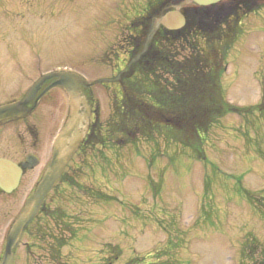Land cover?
Instances as JSON below:
<instances>
[{
	"label": "rangeland",
	"instance_id": "obj_1",
	"mask_svg": "<svg viewBox=\"0 0 264 264\" xmlns=\"http://www.w3.org/2000/svg\"><path fill=\"white\" fill-rule=\"evenodd\" d=\"M159 1L0 0V104L21 100L47 73L71 71L91 88L101 128V143L74 158L45 201L51 215L40 220L43 235L23 241L29 248L14 251L15 264H264V7L239 13L227 32L220 25L227 37L208 49L204 40L165 43L177 72L196 54L201 63L212 60L192 77L204 86L212 76L211 100L225 107L199 138L182 143L160 126L157 134L154 124L134 136L119 132L117 106L125 96L155 107L153 117L178 113L164 107L177 82L165 65L161 75L132 69L120 78L130 69L131 24ZM219 12L207 11L216 26ZM67 111L65 94L54 89L32 115L0 128V157L39 160L16 191L0 194V258Z\"/></svg>",
	"mask_w": 264,
	"mask_h": 264
},
{
	"label": "trees",
	"instance_id": "obj_2",
	"mask_svg": "<svg viewBox=\"0 0 264 264\" xmlns=\"http://www.w3.org/2000/svg\"><path fill=\"white\" fill-rule=\"evenodd\" d=\"M173 1L180 2L182 0ZM260 2L262 3L261 6H263L264 0H260ZM230 5H232L231 8L220 10L218 18V22L220 23H217L218 26L210 22V16H207L205 11L199 8L194 11L191 8L183 9L181 12L186 18L187 28L180 34L181 37L178 41L182 40L191 46L192 44L189 43V40L197 42L201 39L204 40L205 47L208 49L210 45L212 46L213 43L221 40V37H227L222 34V27H220V25L227 28L226 32L231 30L232 28L229 29V26L232 27L238 20L237 16L239 13H242V11L243 13L251 11L260 4L250 0H241L239 2L234 1V3H230ZM204 17L205 19H202ZM231 17H234V21L229 22ZM170 35L172 34L168 32L166 33L167 41H169V39L173 40L174 36ZM143 41L144 40H141L137 43L138 46H136L133 50L131 56L132 58L129 62L130 69L120 74V78L125 79L130 76L131 72H133L132 69H138V67L139 69L142 68L140 60L134 59L136 58L134 53L137 54L140 52L143 46ZM149 44H152V42ZM201 51L203 50L200 49L198 52ZM169 56L172 58L174 55H171V53H168L167 51L165 64L168 72L167 74H172L177 80L176 85L180 84V86H173L172 89L175 94L174 98H169L168 96H171V94H168L165 101L166 105L164 107L167 108L166 112L172 109L178 113L174 114L175 116L170 118H164L158 114L153 117V112H151V110L155 109V107L148 106L147 108L144 104H139L134 97L125 96V99H121V102L117 106V118L120 126V134L124 136H134L136 132L141 131L140 128L144 125L154 124V127L151 126V129L155 130L157 134H160L163 129H167L168 132H175L176 135H178L177 139H180L179 141L182 143H189L193 137L196 136L199 138L198 134H201V132L205 130L206 126L211 123L214 118L225 111V107H223L222 103L220 104L217 101L214 102L211 100L215 99L214 83L212 84L211 81L212 73L210 72L211 77L208 76L209 74L205 75V78H207L204 86L197 83V76L195 77L194 75L192 77V71L194 68L196 69L199 67L203 70L209 67L211 68L210 65L212 60H209V57H204V61L201 63L200 57L203 55L196 54L195 58L192 57V59L183 63L181 68L182 70L177 72L175 71L174 63L172 65V61H170ZM230 112H237V110ZM159 126L162 127V130ZM149 137L150 136L147 138Z\"/></svg>",
	"mask_w": 264,
	"mask_h": 264
},
{
	"label": "water",
	"instance_id": "obj_3",
	"mask_svg": "<svg viewBox=\"0 0 264 264\" xmlns=\"http://www.w3.org/2000/svg\"><path fill=\"white\" fill-rule=\"evenodd\" d=\"M225 0H186L182 5L185 6L188 2L195 5L209 8L211 6L219 5ZM161 24L168 30H180L184 24L185 19L179 13L178 9L175 12L167 13L161 20ZM52 78H57V81L51 86L62 87L70 99V117L57 135L53 147L52 155L49 164L44 170L39 182L30 198L24 203L23 208L15 221L13 222L6 239L4 254L2 256L1 264H12V249L17 247L18 241L22 233L31 221L36 217L41 207L42 201L47 193L53 188L60 178L66 164L69 162L73 152L75 151L77 140L72 138L77 125L76 105L72 102V98L77 95L78 85L83 81L76 75L68 73H54L40 78L33 86L26 92L22 102L5 105L0 107V120L10 118H21L30 113V110L24 108L27 104L32 102L36 97L40 86ZM38 164V160L34 156H27L25 161L19 166L0 159V190L6 194L13 192L19 183V179L23 171L33 169Z\"/></svg>",
	"mask_w": 264,
	"mask_h": 264
},
{
	"label": "flooded vegetation",
	"instance_id": "obj_4",
	"mask_svg": "<svg viewBox=\"0 0 264 264\" xmlns=\"http://www.w3.org/2000/svg\"><path fill=\"white\" fill-rule=\"evenodd\" d=\"M149 6H152L154 8V10H152L154 15L147 20L148 16L150 15V9L149 8H152V7H149V8L146 7L143 10V14L140 17V20L137 21V24H131V28H132V32H133L131 38L133 40H135V39L146 40L147 39V41L152 39V41L150 40V42H152V44L146 45V47H145L146 52L145 53H143L145 51L144 50L142 52V54H140V56L136 55L135 53H134V56H136L137 60L139 58L140 59L142 58L146 61L144 64L147 66V68H146L147 70L149 69V70L153 71V73L158 72L161 75V73L165 72V68H163V66H164L163 61L165 62L166 58L163 56L165 51L163 50L164 51L163 52L162 48L164 47V45L167 41V38H166V30L159 24V16H158L159 13L158 12L161 13L163 11V9H166V7L164 4L163 5H149ZM150 35H152V36H150ZM133 40H131L132 48H129V50H127V52H126L127 53L126 57L128 60H130L132 58L131 57L132 52L135 49V47L138 46V44L134 43ZM128 63L129 62H127V66L129 67ZM53 81L54 80L49 82L47 84V87L49 85H51L53 83ZM41 89L43 90V89H45V87H43ZM57 90L64 93V91L61 89H57ZM65 96H66L67 105H68L69 98L66 94H65ZM73 100L78 104L77 105V115H78L79 120H80L79 126L82 124V127L80 129V133L78 135L81 136V139L79 141L77 150L75 151L74 155L72 156L69 164L67 165V167L65 169L64 174L61 176L57 185L48 194L47 198L52 193H55L58 190L60 184L65 182L66 170L69 168V166L72 163V161L74 160V158L85 147L94 145L96 142L101 143V141H99L95 137L101 132V128H100V125L98 123V114H99L98 104H97V102H94V100L92 99V92H91V88L89 87V85H83V86L81 85L80 88L77 90V95L73 98ZM13 102H18V97L14 98L13 100H10L4 104H0V106L10 104ZM68 116H69V110L67 111V115H66V118L64 119V121L62 123V126L67 121ZM8 122L18 123V119L0 122V128ZM0 144H1V142H0ZM0 158H2V157H0ZM13 162L15 164L20 163V162L18 163L15 161H13ZM0 194H2L1 191H0ZM47 198H46V200H47ZM50 215H51V213L49 211H47L46 205L44 202L38 216L32 221V223L28 226V228L25 230L24 234L22 235V238L19 241L18 248L21 246L25 247L26 249L29 248V244L26 242L23 243V241L25 239H27L30 235L31 236L34 235L35 237H38V239H40L41 235H43V227L42 226L44 225V223L41 224L40 220L42 218L48 217ZM45 226H44V229H45ZM57 228H60L58 224H57ZM48 234H50L49 231H48ZM5 240H6V237H5ZM57 244H60V246H61V245H63V242L62 243L58 242ZM17 249H15V250H17ZM51 249H50V247L48 248L49 254H51ZM53 252L54 251L52 250V253ZM47 257H48V254H47ZM53 258H54L53 255L50 256V259H53ZM15 261H16V255H14V253H13V264H15ZM47 261H49V259H47ZM0 262H1V258H0Z\"/></svg>",
	"mask_w": 264,
	"mask_h": 264
},
{
	"label": "bare ground",
	"instance_id": "obj_5",
	"mask_svg": "<svg viewBox=\"0 0 264 264\" xmlns=\"http://www.w3.org/2000/svg\"><path fill=\"white\" fill-rule=\"evenodd\" d=\"M234 1H241V0H225L223 3H226V4H230V3H234ZM250 1H253V0H250Z\"/></svg>",
	"mask_w": 264,
	"mask_h": 264
}]
</instances>
